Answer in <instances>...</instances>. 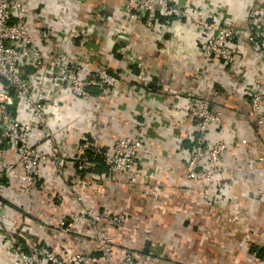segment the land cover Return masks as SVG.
Returning a JSON list of instances; mask_svg holds the SVG:
<instances>
[{"label":"crops","instance_id":"obj_1","mask_svg":"<svg viewBox=\"0 0 264 264\" xmlns=\"http://www.w3.org/2000/svg\"><path fill=\"white\" fill-rule=\"evenodd\" d=\"M190 1L203 16L219 14L241 31L234 64L205 59L193 31L171 16L159 17L164 32L157 43L138 25L126 40L114 42L110 28L122 0H26L34 38L40 39L51 68L66 71L90 58L106 66L118 84L109 94L92 88L75 103L56 93L52 97L46 116L60 144L64 179L50 163L42 165L32 207L19 181L0 182V264H18V252L39 247L66 262L76 255L99 260L86 215L104 212L126 216L122 228L106 232L117 247L135 254L136 264L177 262L164 256L187 243L191 260L182 261L190 264H263L251 250H264V159L259 161L256 152L264 157V131L254 145L255 119L243 86L252 77L264 79V52L258 48L264 41V0ZM76 24L85 31L75 30ZM66 30L74 37L70 45L62 40ZM67 50L72 60L63 63ZM27 73L36 88L43 85L49 93L54 87L38 71ZM199 99L221 113L227 143L251 141L229 148L222 157L221 179L228 184L222 207L207 205L183 181L180 151L195 133L188 114L191 102ZM10 112L16 116L14 108ZM143 128L136 181L98 173L93 164L77 172V157L87 149L105 150L106 156L115 141L134 138Z\"/></svg>","mask_w":264,"mask_h":264},{"label":"built area","instance_id":"obj_2","mask_svg":"<svg viewBox=\"0 0 264 264\" xmlns=\"http://www.w3.org/2000/svg\"><path fill=\"white\" fill-rule=\"evenodd\" d=\"M170 16L183 21L193 31L205 59L219 65L236 62L241 31L219 14L215 17L203 16L199 5L190 0H122L110 28L113 41L126 40L138 25L153 43H157L164 32L158 25L159 17ZM74 28L80 33L85 31L80 24ZM62 38L68 45L74 41L68 30ZM258 48L264 52V41L259 43ZM63 54V63L72 60L69 50ZM29 69L54 82L49 93L43 85L39 89L34 86L27 73ZM62 71L58 67L51 68L45 62L40 39L34 38L27 16L26 0H0V182L19 181L21 191L28 199V207H32L31 200L38 193L36 178L42 165L50 163L57 174L63 175L60 144L46 116L52 97L66 96L75 103L87 98L89 89L96 88L109 94L118 84L117 77L106 66L90 58ZM243 90L250 98L249 110L255 119L252 141L255 145L264 131V79L252 77ZM12 108L16 110V116L11 114ZM188 119L195 125L194 132L199 136L187 137L191 148L180 151L184 184L196 190L207 205L222 207L223 195L228 187L221 179L222 157L229 148L248 146L251 141L234 138L227 143L221 134L224 126L221 113L213 112L206 100L191 102ZM145 129L134 138L121 137L115 141L105 156L110 175L126 176L134 181L138 179L141 171L136 166V160L143 145ZM257 157L259 161L264 159L261 152ZM77 160L81 163L79 171L89 166L79 157ZM77 185L85 189L83 182L79 181ZM85 192L90 191L85 189ZM86 218L92 227L99 260H86L84 256L76 255L72 261L66 262L58 254L39 247L32 253L18 252V264H136L135 254L117 247L106 232V229H120L125 225L127 219L123 213L87 214ZM99 222H103L105 227L98 228Z\"/></svg>","mask_w":264,"mask_h":264},{"label":"trees","instance_id":"obj_3","mask_svg":"<svg viewBox=\"0 0 264 264\" xmlns=\"http://www.w3.org/2000/svg\"><path fill=\"white\" fill-rule=\"evenodd\" d=\"M90 90L91 89H89V92L92 93V91ZM193 136L194 138H197L199 134L194 133ZM182 146L185 147L186 149L191 148V144L189 141H185ZM80 159L81 161H84V162L86 161L89 164H93V167H92L93 170H95L98 173L108 171L107 166L105 165V150H100L99 152L95 153L93 151H90V149H87ZM75 167L77 168V165H75ZM77 172L79 174L83 173V171H77ZM251 252H253L258 259L262 260L264 264V250L263 249H257L253 247Z\"/></svg>","mask_w":264,"mask_h":264},{"label":"rangeland","instance_id":"obj_4","mask_svg":"<svg viewBox=\"0 0 264 264\" xmlns=\"http://www.w3.org/2000/svg\"><path fill=\"white\" fill-rule=\"evenodd\" d=\"M259 147V146H258ZM259 152V150H257ZM131 180V179H130ZM134 181V180H132ZM38 191H41V189L38 187ZM196 191V190H195ZM197 192V191H196ZM203 201V200H202ZM204 202V201H203ZM170 250V249H169ZM170 252V254H166L164 257H167V258H173L175 257V259L177 260V262H173V261H170L171 263H168V264H188L189 262H183L182 259H186L187 261L188 260H191L190 259V247L187 244H184L182 246H179L178 249H173V250H170L168 251ZM154 254H160V249H157L155 250ZM150 259H148L149 261H152V257L149 256ZM181 262V263H180ZM190 264V263H189ZM255 264V263H254ZM257 264H259V262L257 261Z\"/></svg>","mask_w":264,"mask_h":264},{"label":"water","instance_id":"obj_5","mask_svg":"<svg viewBox=\"0 0 264 264\" xmlns=\"http://www.w3.org/2000/svg\"><path fill=\"white\" fill-rule=\"evenodd\" d=\"M79 1H84V0H79Z\"/></svg>","mask_w":264,"mask_h":264}]
</instances>
